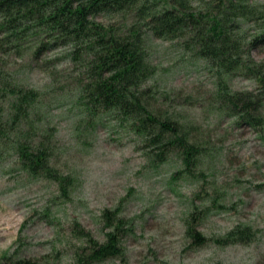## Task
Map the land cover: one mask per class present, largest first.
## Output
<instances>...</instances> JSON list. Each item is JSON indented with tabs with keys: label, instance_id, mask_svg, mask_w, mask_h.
Masks as SVG:
<instances>
[{
	"label": "rangeland",
	"instance_id": "374dc122",
	"mask_svg": "<svg viewBox=\"0 0 264 264\" xmlns=\"http://www.w3.org/2000/svg\"><path fill=\"white\" fill-rule=\"evenodd\" d=\"M115 17L111 20L120 23ZM150 40L155 74L149 85L171 94L159 104L177 107L180 119L203 138L204 156L194 173L184 171L177 154L154 158L130 122L86 111L77 68L65 50L48 54L54 61L48 65L29 51L4 56L0 68L40 92V112L32 119L44 130L29 140L45 141L60 173L33 174L16 144L6 143L0 159L1 263L16 252L37 264H86L90 238L107 240L110 210L126 220L123 252L91 264H264V125L239 124L220 113L212 96L216 77L207 62L176 43ZM253 54L264 58L262 48ZM232 86L257 85L237 75ZM1 103L6 111L11 106L5 96ZM62 175L69 176V192ZM190 221L200 224L205 243L188 234ZM236 227L249 228L252 236L219 240Z\"/></svg>",
	"mask_w": 264,
	"mask_h": 264
},
{
	"label": "trees",
	"instance_id": "16d2710c",
	"mask_svg": "<svg viewBox=\"0 0 264 264\" xmlns=\"http://www.w3.org/2000/svg\"><path fill=\"white\" fill-rule=\"evenodd\" d=\"M114 16L121 22L111 20ZM101 17L110 19L102 22ZM152 37L176 43L192 58L207 62L216 77L212 96L220 113L236 117L239 124L264 125V58L253 54L257 48L264 51V0H0V62L10 52L29 51L38 62L46 58L48 65L54 62L48 54L65 50L63 54L77 68L78 93L86 111L93 116L111 113L121 123L130 122L147 149L155 152L154 158L165 161L177 154L184 171L194 173L204 156L203 138L195 125L180 119L177 107L164 109L159 104L161 97L171 98L164 94L168 91L160 93L149 85L155 74ZM237 75L255 81L256 88H234ZM0 84L4 92L0 95V159L6 143L12 141L33 174L42 170L58 177L45 141L29 140L31 134L44 130L32 119L40 112V92L3 67ZM1 96L10 102L7 111ZM60 177L68 190L69 176ZM118 213L105 212L111 231L104 243L90 238L93 251L86 264L123 252L121 231L126 220ZM195 219L194 212L191 220ZM199 227L190 221L188 234L203 244L206 239ZM245 235L252 236L249 228L236 227L219 240ZM6 257L0 264H37L16 252Z\"/></svg>",
	"mask_w": 264,
	"mask_h": 264
}]
</instances>
